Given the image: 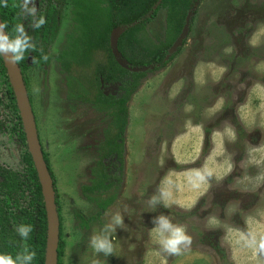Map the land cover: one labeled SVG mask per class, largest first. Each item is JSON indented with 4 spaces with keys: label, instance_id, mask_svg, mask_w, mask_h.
<instances>
[{
    "label": "rangeland",
    "instance_id": "1",
    "mask_svg": "<svg viewBox=\"0 0 264 264\" xmlns=\"http://www.w3.org/2000/svg\"><path fill=\"white\" fill-rule=\"evenodd\" d=\"M20 1L34 6L37 0ZM82 1L93 3L103 19L106 0H66L51 63L39 68L30 58L25 73L56 182L60 264H264V0L197 2L181 52L165 68L150 69L133 96L123 92L129 123L120 149L122 189L93 195L94 201L85 189L94 181L115 117L109 108L69 98L66 67L84 35L77 20ZM166 31L162 7L130 36L158 44ZM9 89L0 80V119L8 125L0 131V165L25 174L27 146L13 130L18 120ZM118 89L108 88L109 95L117 96ZM113 196L99 215L98 203ZM161 216L191 238L178 254L159 242ZM94 237H107L114 251L96 252Z\"/></svg>",
    "mask_w": 264,
    "mask_h": 264
},
{
    "label": "trees",
    "instance_id": "2",
    "mask_svg": "<svg viewBox=\"0 0 264 264\" xmlns=\"http://www.w3.org/2000/svg\"><path fill=\"white\" fill-rule=\"evenodd\" d=\"M198 1L106 0V14L100 20L98 8L93 3L79 2V6L84 11L77 12V20L84 35L77 39L76 46L73 48L76 52L70 61L71 64L66 67L67 72L70 76L72 75L68 82L69 98L71 101L97 105L101 110L109 108L111 109L110 114L115 117V123L110 125V130L102 145L104 155L96 166L94 181L85 189L86 197L90 201H94L93 195H106L110 190L119 193L122 189L125 158L120 153V149L124 145L129 123L128 97H124L123 92L127 91L129 97L133 96L141 88L148 73L154 71L135 73L122 68L116 61L110 46L112 31L118 27H129L120 37L118 47L131 66H153L156 70L165 68L181 52L180 48L169 61H166L170 48L183 31L188 14L195 9ZM38 2L37 7L36 4L32 6L29 1L0 0V15L10 42L19 39L25 45L21 58L17 62L21 67L27 87L25 73L28 59L32 58V64L39 68H45L51 63V45L59 35L66 3L64 0H39ZM159 2H161L160 6L155 10L154 7ZM162 7L167 9L165 40L158 44L152 42L149 45L137 43L136 38L130 36V33L145 29L149 20ZM135 42L138 48L133 44ZM127 45L134 54H141L140 58L134 59L133 56L128 55ZM0 80L6 81L10 87L9 91L14 102L18 124L13 130L19 129L20 137L27 146L24 156V162L27 165L25 174L0 165V257H11L15 261L18 256L22 258L24 255L34 254L31 261L24 262L21 259V264H46L48 217L43 188L27 145L14 87H12L1 53ZM102 81L107 89L117 85L119 96L113 93L106 96ZM29 89L28 87L32 103ZM7 129V123L0 119V131ZM44 156L50 169L45 151ZM50 172L52 175L51 169ZM54 187L56 193L55 180ZM115 198L116 196H113L106 201H99V215L114 203ZM56 203L60 215L57 197ZM76 215L85 223L89 222V219L79 210L76 211ZM22 227L29 229L27 237L20 235ZM60 230L58 264H60L64 246L62 220Z\"/></svg>",
    "mask_w": 264,
    "mask_h": 264
},
{
    "label": "water",
    "instance_id": "3",
    "mask_svg": "<svg viewBox=\"0 0 264 264\" xmlns=\"http://www.w3.org/2000/svg\"><path fill=\"white\" fill-rule=\"evenodd\" d=\"M160 3L161 2H159L154 7L155 10L158 8V5ZM192 17L193 11L188 14L183 31L174 45L170 48L169 55L166 57V61H169L170 58L175 53H177V51L184 45V42L188 38L191 30ZM128 29V26L118 27L111 33L110 46L116 61L122 68L135 73L147 72L150 69H154L153 66L133 67L128 63L123 54L120 52L118 47L119 39ZM5 36L8 38V42H10L8 33L5 29L0 15V37ZM1 55L5 62L8 76L11 79L12 87H14L13 90L17 99V104L24 125L29 151L33 157L34 164L43 188L44 201L48 217L46 264H58L61 220L56 203L54 180L51 175L49 166L45 160L36 116L33 110V106L28 93V87L26 86L21 67L19 66L17 61L13 62L15 54L12 51L3 52L1 53ZM102 84L104 86V82H102ZM105 95H109L108 89L105 90Z\"/></svg>",
    "mask_w": 264,
    "mask_h": 264
},
{
    "label": "clouds",
    "instance_id": "4",
    "mask_svg": "<svg viewBox=\"0 0 264 264\" xmlns=\"http://www.w3.org/2000/svg\"><path fill=\"white\" fill-rule=\"evenodd\" d=\"M25 45L17 39L15 42H8V38L0 37V53L12 51L14 55L13 62L21 58L22 51ZM167 197V193H164ZM116 224L121 223L119 216L115 219ZM158 226L155 229L156 234L159 236V242L163 249L170 254H178L181 251V245L187 246L191 243V238L186 234L185 228L178 225H173L168 218L161 216L158 220ZM29 232L28 228H21L20 235L27 237ZM93 248L96 252H103L106 255L114 251L112 243L107 237H94L92 240ZM264 249V244L261 245ZM34 254L24 255L22 258L18 256L14 261L11 257H0V264H21V259L24 262L31 261Z\"/></svg>",
    "mask_w": 264,
    "mask_h": 264
},
{
    "label": "flooded vegetation",
    "instance_id": "5",
    "mask_svg": "<svg viewBox=\"0 0 264 264\" xmlns=\"http://www.w3.org/2000/svg\"><path fill=\"white\" fill-rule=\"evenodd\" d=\"M39 0H37L36 1V5H37V7H38V5H39V2H38ZM64 1H66V0H64ZM102 82H104V81H102ZM104 86H105V84H104ZM115 86V85H114ZM105 88H106V86H105ZM111 88V87H110ZM105 90H107V88L106 89H104V92H105ZM104 213V212H103ZM88 226H89V224H87Z\"/></svg>",
    "mask_w": 264,
    "mask_h": 264
}]
</instances>
